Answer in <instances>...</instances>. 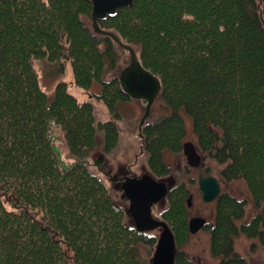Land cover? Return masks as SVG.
I'll use <instances>...</instances> for the list:
<instances>
[{"label": "trees", "instance_id": "obj_1", "mask_svg": "<svg viewBox=\"0 0 264 264\" xmlns=\"http://www.w3.org/2000/svg\"><path fill=\"white\" fill-rule=\"evenodd\" d=\"M92 12V0H0V264H146L145 245L154 254L158 237L126 224L128 209L89 164L99 139L107 153L118 145L120 104L133 99L120 83L121 44L137 48L170 110L140 128L151 174L170 175L164 153L183 150L190 116L202 150L226 165L221 175L242 177L262 208L239 225L246 201L227 192L217 201L211 251L220 264H249L234 238L264 240V0H134L99 19L109 34L94 29ZM36 60L60 73L70 62L86 91L100 84L93 96L112 118L99 120L64 81L49 95ZM53 126L75 159L66 168ZM189 195L184 182L172 186L162 212L174 264H193L181 251Z\"/></svg>", "mask_w": 264, "mask_h": 264}, {"label": "rangeland", "instance_id": "obj_2", "mask_svg": "<svg viewBox=\"0 0 264 264\" xmlns=\"http://www.w3.org/2000/svg\"><path fill=\"white\" fill-rule=\"evenodd\" d=\"M135 48L136 47L125 44L118 45V51H120L121 54L122 69L132 62L133 53L138 57ZM34 65H36L38 76H40V84L49 95H53L58 82L64 81L68 84L69 91L76 96L79 101L92 100L94 102L97 106V117H99V120L107 121L112 118L105 102L93 96L100 94L101 85L95 84L90 91H86L75 85L72 64H70V62L67 63L64 73H60L58 67L48 62L36 60ZM146 106V100L144 101L137 98L121 103L120 115L122 117L117 120V125L120 129V141L118 145L113 151L107 153L102 149L103 141L101 138L98 140L97 150L89 159L91 169L106 182L113 202L116 203V205L124 206L125 209H128L130 202L127 200L124 191L121 190L120 182L112 181L110 175L112 174L114 177H120L122 175L126 177H138L145 173L151 174V169H149L148 166V158L142 147V138L139 137V124L141 119L145 116ZM169 113L170 110L158 96L154 101L146 122H156L158 118L167 116ZM184 120L186 124V137L183 143L192 141L201 149L198 142V135L194 131L192 118L184 114ZM51 130L55 146L58 151H60V160L62 164L71 166L75 162V159L70 156L62 129L53 126ZM100 157H103L104 161L100 166H97L96 162ZM164 157L167 165L172 168V172L168 176L159 177L157 179L166 181L169 187L181 182L185 183L190 193H193L192 207L189 209L191 216L202 214L210 223L215 222L217 202L214 201V203H211L201 199L202 191L199 188V180L204 175L216 176L221 183L222 192H227L234 197L246 201V212L245 215L237 221L239 225L248 223L262 210V208L256 207L249 186H247V183L242 177L233 181L223 179L221 172L226 165L219 163L215 158L208 155L202 167L195 168L188 165L184 150H182L180 154H176L170 150L166 151ZM166 206V199L161 200L160 203L154 206L153 215L155 218H163L162 212ZM126 224L131 227L135 226L130 213L127 214ZM151 233L159 237L160 230L151 231L149 234ZM234 249L239 252L249 264H264V240L260 238H250L241 232L234 238ZM181 251L191 259L193 264H220L219 258H216L211 252V232L208 229L199 233H194V235L191 234L181 248ZM140 253L143 255L146 264L152 263L154 255H152L153 253L150 255L149 246H142Z\"/></svg>", "mask_w": 264, "mask_h": 264}, {"label": "water", "instance_id": "obj_3", "mask_svg": "<svg viewBox=\"0 0 264 264\" xmlns=\"http://www.w3.org/2000/svg\"><path fill=\"white\" fill-rule=\"evenodd\" d=\"M134 0H92L93 27L99 33L109 34L102 30L99 19L106 18L109 15L117 13L122 6H130ZM132 62L122 69L120 83L127 94L133 99L146 100L145 116L140 122V127L145 123L146 118L150 115V111L159 95L162 83L159 78L152 72L148 71L133 53ZM58 151V149L56 148ZM183 150L187 156L188 165L191 167H199L202 164V155L198 152L196 145L190 141L183 143ZM60 153V151H58ZM103 157L97 159L96 165L100 166ZM64 168L66 166L64 165ZM200 188L203 191V199L207 202L214 201L219 195L221 187L216 177L207 176L200 181ZM130 205L128 213H130L137 230L140 232H151L152 230L161 229L157 239V245L151 264H174L176 258L175 235L171 230L168 222L163 219H157L153 215V206L165 197L168 193V186L164 180H157L150 173L141 176H127L121 185ZM191 197H189L188 205H191ZM206 220L201 217H193L190 220L189 232L196 233L205 226Z\"/></svg>", "mask_w": 264, "mask_h": 264}, {"label": "flooded vegetation", "instance_id": "obj_4", "mask_svg": "<svg viewBox=\"0 0 264 264\" xmlns=\"http://www.w3.org/2000/svg\"><path fill=\"white\" fill-rule=\"evenodd\" d=\"M143 119V118H142ZM141 119V120H142ZM147 119V118H146ZM146 122V121H145ZM145 124V123H144ZM139 126H140V124H139ZM141 128V127H140ZM196 147H197V145H196ZM197 150H198V152L202 155V164L199 166L200 168L202 167V165L205 163V158L208 156L203 150H202V148L200 149V148H198L197 147ZM199 167H195V168H199ZM111 176V179H112V181H114V182H120V187H121V185H122V183H123V180H124V178L126 177L125 175H122V176H120V177H114L112 174L110 175ZM207 176H211V175H204V176H202V178L199 180V188H200V181L203 179V178H205V177H207ZM222 176V175H221ZM212 177H216V176H212ZM155 178V177H154ZM155 179H157V178H155ZM216 179H217V181H218V183H219V185H220V187H221V183H220V181H219V179L216 177ZM223 179H225L224 177H223ZM158 181L159 180H162V179H157ZM226 180V179H225ZM166 182V181H165ZM167 183V182H166ZM167 186H168V184H167ZM168 193H167V195L165 196V197H163V198H161L160 199V201L161 200H163V199H166L167 200V196H168V194H169V192H170V190H171V187H169L168 186ZM201 189V188H200ZM202 191V190H201ZM221 194H224V192H222V187H221V190H220V193H219V195L216 197V199H214V201H218V197L221 195ZM189 197H191V199L193 200V193H190V195L188 196V201H189ZM201 199H203V191H202V195H201ZM192 200H191V205L189 206L188 205V201H187V207H188V210L192 207ZM160 201L158 202V203H160ZM203 201H205V199H203ZM214 201H211V203H214ZM207 202V201H206ZM158 203H156V204H158ZM167 203H168V200H167ZM155 204V205H156ZM154 205V206H155ZM154 206H153V208H154ZM153 208H152V212H153ZM216 208H217V206H216ZM189 212H190V210H189ZM216 214H217V210H216ZM193 217H201V218H203V219H205L206 220V223H205V226L204 227H202L201 229H199L196 233H199V232H202V231H205L206 229H208L210 232H211V239H212V231H211V229L213 228V226L215 225V222H216V220H215V222L214 223H210L209 222V220H207V218L205 217V216H203L202 214H196V215H193V216H191L190 215V213H189V215H188V221H189V225H190V220L193 218ZM215 217H216V215H215ZM161 219H163V218H161ZM160 219V220H161ZM164 220V219H163ZM156 230H160V232H161V229H156ZM192 233L190 232V235H191ZM192 235H194V234H192ZM258 239V238H257ZM211 246H212V242H211ZM212 252V251H211ZM213 253V252H212ZM214 255V254H213ZM215 256V255H214ZM216 257V256H215ZM217 258V257H216ZM219 258V260L221 259L220 257H218Z\"/></svg>", "mask_w": 264, "mask_h": 264}]
</instances>
